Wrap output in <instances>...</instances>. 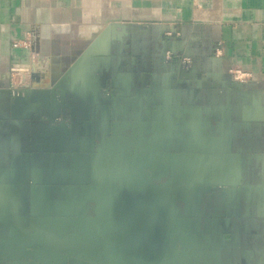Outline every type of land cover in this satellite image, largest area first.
Returning a JSON list of instances; mask_svg holds the SVG:
<instances>
[{"label": "crops", "instance_id": "crops-1", "mask_svg": "<svg viewBox=\"0 0 264 264\" xmlns=\"http://www.w3.org/2000/svg\"><path fill=\"white\" fill-rule=\"evenodd\" d=\"M0 264H264V0H0Z\"/></svg>", "mask_w": 264, "mask_h": 264}, {"label": "built area", "instance_id": "built-area-1", "mask_svg": "<svg viewBox=\"0 0 264 264\" xmlns=\"http://www.w3.org/2000/svg\"><path fill=\"white\" fill-rule=\"evenodd\" d=\"M14 47L29 48L30 44L28 42L15 43ZM168 57L170 58L172 57V55H169ZM10 73H11V90L14 93V95H20L21 92H25L26 84L32 74L31 64H13L11 66Z\"/></svg>", "mask_w": 264, "mask_h": 264}, {"label": "water", "instance_id": "water-1", "mask_svg": "<svg viewBox=\"0 0 264 264\" xmlns=\"http://www.w3.org/2000/svg\"><path fill=\"white\" fill-rule=\"evenodd\" d=\"M10 95L13 98L26 99V98H28L31 95V92H30V90H28V91H25V92H21L20 95H14V93L12 92V90H10Z\"/></svg>", "mask_w": 264, "mask_h": 264}, {"label": "flooded vegetation", "instance_id": "flooded-vegetation-1", "mask_svg": "<svg viewBox=\"0 0 264 264\" xmlns=\"http://www.w3.org/2000/svg\"><path fill=\"white\" fill-rule=\"evenodd\" d=\"M152 191H153V193H152L153 195H154V194H155V195H156V194H161V193H160V190L158 189V187H153V190H152Z\"/></svg>", "mask_w": 264, "mask_h": 264}]
</instances>
